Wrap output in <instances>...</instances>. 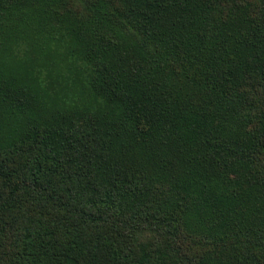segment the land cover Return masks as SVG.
Instances as JSON below:
<instances>
[{
    "label": "trees",
    "instance_id": "trees-1",
    "mask_svg": "<svg viewBox=\"0 0 264 264\" xmlns=\"http://www.w3.org/2000/svg\"><path fill=\"white\" fill-rule=\"evenodd\" d=\"M0 264H264V0H0Z\"/></svg>",
    "mask_w": 264,
    "mask_h": 264
}]
</instances>
